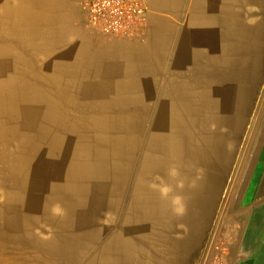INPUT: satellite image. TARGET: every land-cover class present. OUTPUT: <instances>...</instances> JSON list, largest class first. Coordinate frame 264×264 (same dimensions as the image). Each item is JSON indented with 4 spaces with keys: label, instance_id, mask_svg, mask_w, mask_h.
I'll list each match as a JSON object with an SVG mask.
<instances>
[{
    "label": "crops",
    "instance_id": "crops-1",
    "mask_svg": "<svg viewBox=\"0 0 264 264\" xmlns=\"http://www.w3.org/2000/svg\"><path fill=\"white\" fill-rule=\"evenodd\" d=\"M146 2V51L162 62L175 60L169 71L163 62L162 72L183 75L162 88L144 84L138 71L127 72L123 83L100 78L92 46L104 44L128 62L130 54L122 52L143 44L102 42L80 32L72 0H0V264H196L208 236L228 264H264V92L258 103L256 85L248 100H228L224 92L240 88L223 78L239 74V62L231 66L230 60H238L242 36L264 22L248 25L247 5H258L264 17V2ZM161 89L170 92L162 100ZM211 91L221 93L212 97ZM155 99L169 111L185 109L166 117L169 132L150 135L157 145L143 153L131 188L128 181L118 198L101 196L106 180L129 175L146 129L127 132L148 116L144 106ZM132 105L143 107L133 111ZM245 106L248 136L240 153ZM209 107L227 112L222 132L209 133L212 121L205 115L216 121L221 112ZM144 156L150 157L147 166ZM173 163L188 177L204 170L196 187L182 190L188 211L181 218L148 186ZM56 203L64 216L51 214ZM108 213L111 221L103 223Z\"/></svg>",
    "mask_w": 264,
    "mask_h": 264
},
{
    "label": "rangeland",
    "instance_id": "rangeland-1",
    "mask_svg": "<svg viewBox=\"0 0 264 264\" xmlns=\"http://www.w3.org/2000/svg\"><path fill=\"white\" fill-rule=\"evenodd\" d=\"M72 4L74 7L73 10V15H72V22H74L77 26H80L82 29L80 30L83 31V33H87L90 36L101 40L102 42H110L108 37H104L101 36L97 33H95L93 30L89 29L87 24H86V19L83 13V10L81 8V0H72ZM77 15V16H76ZM76 16V17H75ZM150 27V24H149ZM250 29V28H249ZM248 32V29H246ZM256 30V32H255ZM250 29V34L246 33L245 36H242L241 38V43H240V54L237 59L234 60H230L231 62V66L234 64H236V62L238 61V65L239 67L237 68L239 70V74L238 75H234L229 76V75H223V78L226 80L227 78L230 79V81L233 78V81L235 83L236 86H239V90L236 91H230V92H224V98L227 97L226 93H230L229 96L227 97L228 100L231 99L233 97L234 100L237 101H241V99H245L248 100L249 95H253V90L252 87L253 85H256V90H255V94H256V98H257V103H258V99H261L263 96V92H264V22L260 23V25L256 26V29ZM254 33L255 36H254ZM252 34V36H251ZM248 35V36H247ZM149 36V30L147 29L146 33L141 36V37H137L134 39H124V38H117L119 42H130V41H138L139 43L143 44L141 45V47L139 48H132V50L130 52H122V53H126V54H130L128 56L129 60L128 62L123 61V59L118 58L117 56H115V54H113L112 52H110L109 48L106 47L104 44H100L99 46H92L89 51H91V57H93L92 60L98 62L100 64V68H98V73L100 75V78H102L103 80H113L114 79V83H123V79H129L128 77L130 76V74L128 75L127 72L129 73L130 71H138L139 73H144L142 77L141 74L137 76V78H141L142 82L144 84L150 85L153 84L155 86H159L160 88H162V85H165L167 83L169 84H173L176 82H179L183 79V75H179V74H173V73H164L162 72V70L164 69L162 67L163 65V61L157 58H152V56H150L152 53L151 51H146L148 44H147V39ZM254 36V37H253ZM253 39L252 41H250L249 39ZM102 62V63H100ZM126 62V63H125ZM227 58H224L222 60V63H224V67L226 68L227 66ZM171 63L172 67L171 69H173L175 60L172 58H168L165 62V64L167 65V70L169 71V64ZM218 63L220 64L221 61L220 59H218ZM221 63V64H222ZM142 64V65H141ZM126 65H129V69H126ZM141 66V67H138ZM137 67V68H135ZM157 69L159 70V72L157 73ZM165 71V70H164ZM181 79V80H180ZM224 80V81H225ZM258 83L260 84L259 89H258ZM249 88L250 91H249ZM147 92V91H145ZM219 94L221 92H213L211 91L212 97H215V94ZM168 94H170V92H166V91H162L159 90V97L160 100H162L163 97H166ZM210 94V92H208V95ZM233 96H232V95ZM165 95V96H164ZM218 95V96H219ZM211 97V96H210ZM152 105L149 106H144L145 107V112L147 113V117H145L144 119H138V121L136 122V124L134 125V127L127 132L130 133V131H132L135 128L138 127H144V129H146L145 133H144V138H143V143H142V147L139 151V153L131 160V167H130V171H129V175L126 176L127 178L123 179H112L109 178L108 180H106L102 185V188L105 189L104 194H100L101 196H108L111 195L112 198H118V195L120 194V192L123 190H126V185L130 184V188L133 185V182L135 180L136 177V171L137 168H139L140 166V160L142 159V155L145 151L149 150L150 145H151V138L154 135L157 134H161L162 132H169L171 130L169 126V124H167L166 122H159V116H160V109H162L163 106H159V105H155V103L157 102V99L150 101ZM149 102V103H150ZM227 102V100H226ZM78 107H80V104H75ZM141 107L143 106H139V105H132V110L133 111H138L141 109ZM209 111L214 114L213 112L215 110H221V112H217L218 116L216 115V121L215 118L209 117L208 115H205L204 119H207L208 121H212L209 124L210 127H213L212 129L209 128V133H211L214 129L215 131L220 130V128H222L220 131L222 132V130L225 128V126L222 125V122L224 120H228V117L221 116L224 111L222 108H212L209 107L208 108ZM213 109V110H212ZM224 109H227L226 107H224ZM247 107H241V111H243V113H241L240 116V122H241V126H240V131H239V147H240V153L243 152V150L246 149V145H247V136H248V115H247ZM257 109V108H256ZM166 110H169V107H166ZM211 114V115H212ZM216 114V112H215ZM224 114H227V112H225ZM252 117V116H251ZM250 117V121L253 119V117ZM230 119V118H229ZM231 120V119H230ZM213 121L215 123H213ZM199 126L201 127V132L205 133V128L203 127L204 124H199ZM152 131V132H151ZM214 131V132H215ZM216 133V132H215ZM218 133V132H217ZM133 134V133H131ZM152 135V137L150 138V135ZM228 134H231L230 132H228ZM145 148V149H144ZM114 158V157H112ZM167 159V157H165ZM237 161V158H236ZM195 172V171H194ZM232 174V173H231ZM231 174L229 173V177H227L229 183L231 180ZM79 177L75 178L77 180ZM127 179V180H126ZM82 182H85V180H83ZM81 182V183H82ZM228 183V184H229ZM83 184V183H82ZM227 184V185H228ZM227 188V187H226ZM225 188V189H226ZM130 191V190H129ZM94 192V191H93ZM91 193L94 194V193ZM117 223V224H116ZM116 225H114L113 231L114 229L118 228V221L115 222ZM214 249H215V245L213 244L210 247V236H208L207 241L205 244H203V246L201 247V250H199L198 252V256L199 259L196 262V264H211V258L212 255L214 253ZM207 260L205 262L206 256Z\"/></svg>",
    "mask_w": 264,
    "mask_h": 264
},
{
    "label": "built area",
    "instance_id": "built-area-1",
    "mask_svg": "<svg viewBox=\"0 0 264 264\" xmlns=\"http://www.w3.org/2000/svg\"><path fill=\"white\" fill-rule=\"evenodd\" d=\"M81 8L88 28L104 37L134 39L149 26L146 0H81ZM225 256L216 245L211 264H228Z\"/></svg>",
    "mask_w": 264,
    "mask_h": 264
},
{
    "label": "clouds",
    "instance_id": "clouds-1",
    "mask_svg": "<svg viewBox=\"0 0 264 264\" xmlns=\"http://www.w3.org/2000/svg\"><path fill=\"white\" fill-rule=\"evenodd\" d=\"M262 2H264V0H262ZM260 11L258 5L248 4L245 10V22L252 26L259 23V21L264 18L258 15ZM181 168L182 165L180 163L171 164L167 168L166 176L157 174L148 185L152 191L159 194L161 200L167 203L171 213L177 218L184 217L188 211V205L182 190L186 187H196L204 175V170L202 168H196L195 175L193 177H188L182 173ZM177 189L181 191L177 192ZM50 211L51 214L56 217H62L66 214V210L59 203L53 204ZM110 221L111 214L108 213L105 215L102 222L109 223ZM176 227L177 229L187 230L186 225L183 223H178ZM43 238L48 239L50 236H44ZM241 254L244 256L248 255V253L243 250Z\"/></svg>",
    "mask_w": 264,
    "mask_h": 264
},
{
    "label": "bare ground",
    "instance_id": "bare-ground-1",
    "mask_svg": "<svg viewBox=\"0 0 264 264\" xmlns=\"http://www.w3.org/2000/svg\"><path fill=\"white\" fill-rule=\"evenodd\" d=\"M111 52H112V50H111ZM87 82V81H86ZM4 99H7V100H9V97H5ZM3 100V99H2ZM11 102V101H10ZM172 108H173V111H167L166 110V106H163L162 107V109H160L161 111H160V121L161 122H165L166 121V117H168V115H172L173 117H175V116H177L178 114H180V111L181 110H183V109H185V108H182V107H178V106H172ZM12 110V109H11ZM15 110H16V108H15ZM116 112V111H115ZM173 112V113H172ZM159 121V122H160ZM160 122V123H161ZM133 125H135V124H133ZM132 125V126H133ZM131 127V126H130ZM124 129V128H123ZM127 130V129H126ZM120 132V131H119ZM114 134V133H113ZM118 134V133H117ZM139 134V133H138ZM162 135V134H161ZM159 136V135H158ZM101 138H102V136H101ZM119 138V137H118ZM100 139V138H99ZM105 139V138H104ZM159 140H161L160 139V136H159ZM103 141V140H102ZM109 141V140H108ZM154 141V142H153ZM115 142V141H114ZM157 142H158V139L155 137V139L153 140V138L151 139V145H150V148H153V146H155L154 144H156L157 145ZM216 142V141H215ZM117 144V143H116ZM116 144H114V145H116ZM159 144V143H158ZM119 145V144H118ZM78 146V145H77ZM116 147V146H115ZM157 147V146H156ZM155 147V148H156ZM108 150V149H107ZM106 151V150H105ZM107 152V151H106ZM152 153V152H151ZM36 156V155H35ZM108 156V155H107ZM135 157V156H134ZM149 156H144V160H143V163H144V166H147V163H148V161H149ZM107 159V158H106ZM98 160V159H97ZM57 163V162H56ZM102 165V164H101ZM57 166V165H56ZM142 166V165H141ZM146 168V167H145ZM149 168V167H148ZM52 169V168H51ZM107 170V169H106ZM140 170V169H139ZM145 170V169H144ZM55 171H56V168H55ZM82 171H83V169H82ZM146 171V170H145ZM50 172V171H49ZM81 172V171H80ZM147 172H148V170H147ZM104 173V172H103ZM56 174V173H55ZM106 174V173H105ZM85 175V174H84ZM102 175V174H101ZM136 175H137V173H136ZM51 176V175H50ZM54 177H56V176H54ZM146 177V176H145ZM136 178V177H135ZM138 178V177H137ZM149 178V177H148ZM105 179V178H104ZM136 183V182H135ZM138 185V184H137ZM87 191H88V189H87ZM81 192V191H80ZM82 193V192H81ZM89 195V194H88ZM83 196V195H82ZM85 196V195H84ZM115 203V202H114ZM70 215V214H69ZM68 215V216H69ZM67 217V216H66ZM16 218V217H15ZM14 218V219H15ZM17 220V219H16ZM72 256V255H71Z\"/></svg>",
    "mask_w": 264,
    "mask_h": 264
},
{
    "label": "water",
    "instance_id": "water-1",
    "mask_svg": "<svg viewBox=\"0 0 264 264\" xmlns=\"http://www.w3.org/2000/svg\"><path fill=\"white\" fill-rule=\"evenodd\" d=\"M207 257H208V255L206 256L205 262H206V260H207Z\"/></svg>",
    "mask_w": 264,
    "mask_h": 264
}]
</instances>
